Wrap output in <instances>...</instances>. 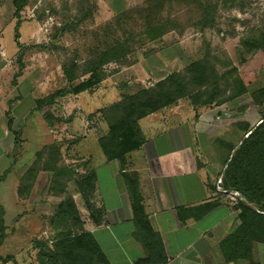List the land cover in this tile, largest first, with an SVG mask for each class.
<instances>
[{"label": "rangeland", "instance_id": "rangeland-1", "mask_svg": "<svg viewBox=\"0 0 264 264\" xmlns=\"http://www.w3.org/2000/svg\"><path fill=\"white\" fill-rule=\"evenodd\" d=\"M204 1L218 3L213 27L198 22L202 17L197 9L187 13L183 2L180 6L173 0L166 2L162 16L173 20L170 26L173 29L155 40L138 39L127 59L107 64L103 68L102 81L79 97L67 93L57 97L54 103L47 102L39 107L37 100L47 99L58 90H72L80 82L70 85L62 65L73 57L79 62L87 59L107 39L106 24L124 14L121 20H128V31L134 32L138 27L133 20L141 22L134 10L149 8L154 2L27 0L19 12L17 0H4L0 14V264H39L36 241L53 235V231L51 220L46 218L49 215L41 213L38 217L36 211L41 212L43 208L46 212L49 210L47 213L53 212L62 200L61 197L48 198V187L56 194L63 191L72 194L73 188L76 191L73 183L83 175L84 162L76 156L89 153L94 163L105 159L98 137L106 129L107 122L97 119L102 109L121 100L124 94L153 87L170 73L183 70L209 53L218 60L220 72L236 67L249 91L219 107L201 110L199 117L193 109L190 120L193 133L204 113L213 114L216 121L226 110L232 123L221 137L229 140L244 121V114L264 115V104L261 107L255 104L251 95L264 87V48L256 47L253 39L247 38L255 28L264 27V0ZM170 6L174 8L172 13H169ZM49 17H52L50 22L47 21ZM177 104L186 108L190 103L182 99ZM142 124L145 127V122ZM201 128L208 140L214 138L212 131L208 133L206 122ZM198 139L204 143L202 137ZM53 143L61 147L58 168L74 169L73 176L56 174L52 169L41 170L37 177L39 190L20 199L18 190L24 172L36 160L38 152ZM215 144L218 153L224 151L222 144ZM196 153L198 160L208 159L201 149ZM67 183L69 189L65 190ZM215 189L220 194L217 186ZM232 198L235 207L240 200ZM77 200L79 204L78 195ZM48 202L53 205L47 206Z\"/></svg>", "mask_w": 264, "mask_h": 264}, {"label": "trees", "instance_id": "trees-1", "mask_svg": "<svg viewBox=\"0 0 264 264\" xmlns=\"http://www.w3.org/2000/svg\"><path fill=\"white\" fill-rule=\"evenodd\" d=\"M151 1L154 2L150 4L151 7L134 10L141 19V22L133 20V24L138 27L134 32L129 33L128 20H121L124 14L106 24L104 31L107 39L103 40L87 59L79 62L77 57H73L62 65L64 77L70 85L75 81L80 82L73 86L72 90H58L47 99L37 100L36 105L42 107L44 103H54L60 95H79L92 89L102 81L103 68L111 62L119 63L127 59L138 39L155 40L173 29L170 28L173 20L162 16L166 2L171 3L172 0ZM173 1L179 6L183 2L187 13L197 9L202 17L198 22L203 26L215 25L214 15L217 13L218 3L211 4L204 0ZM26 3L27 0H17V10L20 12ZM173 11L172 7L169 13ZM138 30L141 31L138 33ZM249 37L253 39L256 47L264 48V27L255 28L247 38ZM125 61L127 63V60ZM217 63L218 60L208 53L183 70L170 73L153 87L141 88L133 94H124L121 100L107 109H102L97 121L104 120L107 126L99 135L98 141L106 159L118 161L121 168L125 169L128 154L139 150L145 142L139 120L171 107L182 99L189 101L197 112L196 117H199L198 112L201 110L219 107L248 93V84L239 75L236 67L220 72ZM251 95L255 104L260 107L264 104V87L253 91ZM260 120V125L254 130L249 125L245 127V135L253 131L240 146H230V153H234L222 178L225 190L239 191L245 197V201H237L235 206L239 210L240 226L225 240L223 251L228 260L244 258L252 264H258L252 259L254 244H264V115H261ZM60 160L61 147L58 144L53 143L40 150L36 160L21 178L19 198L26 199L30 195L41 170L52 169L56 174L62 172L73 176L74 169L66 166L58 168ZM124 175L130 193L134 222L138 228L136 234L143 241L147 251L145 258H139L133 264H166L164 247L145 212L137 177L130 172H125ZM82 178L84 179L81 181L75 179V188L77 191L89 193L88 190L94 188L91 181L94 177L88 175ZM213 206L207 204V209ZM51 227L53 235L36 241L39 264H112L94 235L83 228L71 193L62 195V200L51 219Z\"/></svg>", "mask_w": 264, "mask_h": 264}, {"label": "crops", "instance_id": "crops-1", "mask_svg": "<svg viewBox=\"0 0 264 264\" xmlns=\"http://www.w3.org/2000/svg\"><path fill=\"white\" fill-rule=\"evenodd\" d=\"M3 2L0 0V14ZM192 113L190 104L186 108L177 104L140 119L138 124L145 142L139 150L128 154L125 169L118 161H108L106 157L94 163L89 153L76 156L84 161L83 175L78 180L92 175L94 188L84 193L74 191V188L72 191L70 184L69 191L77 201L83 228L94 235L112 264H133L147 256L144 243L136 234L138 228L134 222L125 172L134 173L137 177L145 212L164 247L166 264H252L244 258L228 260L223 251L225 240L240 226L239 210L231 200L236 197L221 194V191L218 194L215 188L234 153H230V146H240L244 142L245 127L249 125L253 129L261 117L258 113L252 117L244 114V121L240 122L234 138L229 140L221 137L223 131H229L232 123L226 110L221 112L222 116L216 117V121L213 114L204 113L200 118L202 122L195 125V140L190 121ZM204 122L210 128L208 133L212 131V135L215 134L212 140H208L201 131ZM199 137L204 139V143ZM218 142L224 147L221 153L216 149L215 143ZM197 149L205 153L206 162L198 160ZM64 187L68 190L69 183ZM39 188V180H36L30 194ZM64 194L65 191L53 193L48 187V198L59 199ZM207 204L214 206L207 209ZM41 210L36 211L37 216L40 217L41 213L49 215L46 216L48 220L56 213L54 210L50 215L47 213L49 210ZM252 259L254 263L264 264V244H254Z\"/></svg>", "mask_w": 264, "mask_h": 264}, {"label": "water", "instance_id": "water-1", "mask_svg": "<svg viewBox=\"0 0 264 264\" xmlns=\"http://www.w3.org/2000/svg\"><path fill=\"white\" fill-rule=\"evenodd\" d=\"M260 123H261V121H260V122H259L254 128H253V130H254L255 128H257V127L260 125ZM253 130H252V131H253ZM252 131L248 132V133L245 135V138H244L243 141H245V140L247 139V137L250 135V133H251ZM16 153H17V148L15 149L14 154H16ZM217 188H218L219 191H221V192H225V193H227V194H229V195H232V196L238 198L239 200L244 199V196H242V194H240V193L237 192V191H234V190H225V189H224V186H223V181H222V179H219V180H218V182H217Z\"/></svg>", "mask_w": 264, "mask_h": 264}, {"label": "built area", "instance_id": "built-area-1", "mask_svg": "<svg viewBox=\"0 0 264 264\" xmlns=\"http://www.w3.org/2000/svg\"><path fill=\"white\" fill-rule=\"evenodd\" d=\"M51 20H52V17H49V18L47 19L48 22H50ZM48 22H47V23H48Z\"/></svg>", "mask_w": 264, "mask_h": 264}]
</instances>
